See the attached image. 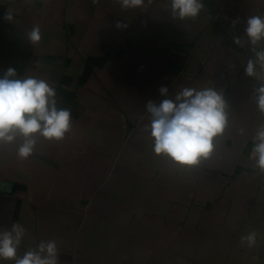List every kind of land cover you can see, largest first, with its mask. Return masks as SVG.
<instances>
[{"label":"crops","instance_id":"obj_1","mask_svg":"<svg viewBox=\"0 0 264 264\" xmlns=\"http://www.w3.org/2000/svg\"><path fill=\"white\" fill-rule=\"evenodd\" d=\"M204 2L181 21L168 0L128 10L117 0H0V75L53 82L72 120L65 139L41 140L25 161L0 150V230L25 227L19 255L55 240L61 264H264V175L248 159L264 117L245 72L253 53L234 43L264 0ZM207 86L223 93L232 127L218 159L177 172L151 151L147 102L166 98L161 87L174 97ZM250 230L254 248L240 243Z\"/></svg>","mask_w":264,"mask_h":264},{"label":"clouds","instance_id":"obj_2","mask_svg":"<svg viewBox=\"0 0 264 264\" xmlns=\"http://www.w3.org/2000/svg\"><path fill=\"white\" fill-rule=\"evenodd\" d=\"M122 9H142L146 0H117ZM173 19H196L205 8L204 0H168ZM4 19L12 22L11 10ZM244 37L234 38L239 47L249 46L253 56L245 72L256 78L259 87L251 96L259 114L264 117V15L247 18ZM118 28L122 25L117 22ZM27 40L37 45L41 39L39 24L27 31ZM159 92L166 97L159 103L148 101L149 122L143 131L148 134L152 153L181 173L195 171L219 158L218 146L232 127V113L222 92L213 86L183 87L168 97L167 87ZM72 130L71 111L57 106L53 82L35 75L18 77L14 68L0 75V150L14 148L15 156L25 161L35 154L41 140L59 143ZM244 135L245 129L240 128ZM248 159L252 168L264 175V122L252 135ZM26 229L15 222L10 229L0 230V262L11 264H61L55 240H41L23 255L18 249ZM258 233L247 231L240 237L242 246L254 248Z\"/></svg>","mask_w":264,"mask_h":264},{"label":"built area","instance_id":"obj_3","mask_svg":"<svg viewBox=\"0 0 264 264\" xmlns=\"http://www.w3.org/2000/svg\"><path fill=\"white\" fill-rule=\"evenodd\" d=\"M242 48V47H241ZM245 47H243V49H244Z\"/></svg>","mask_w":264,"mask_h":264}]
</instances>
